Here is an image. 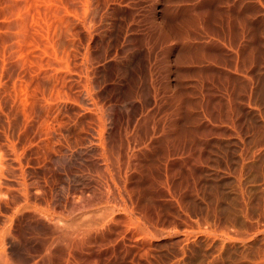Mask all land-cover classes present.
<instances>
[{"label": "bare ground", "instance_id": "bare-ground-1", "mask_svg": "<svg viewBox=\"0 0 264 264\" xmlns=\"http://www.w3.org/2000/svg\"><path fill=\"white\" fill-rule=\"evenodd\" d=\"M131 4L0 0V264H264V0Z\"/></svg>", "mask_w": 264, "mask_h": 264}, {"label": "rangeland", "instance_id": "rangeland-1", "mask_svg": "<svg viewBox=\"0 0 264 264\" xmlns=\"http://www.w3.org/2000/svg\"><path fill=\"white\" fill-rule=\"evenodd\" d=\"M136 0H130V2L132 3L129 7H130V9L129 10H131L132 11V13L133 14H135L136 16H135V18H139V15H143V14H149V15H151V13H153V10H154V8H153V6L154 7H158V9H160L159 7L161 6V4L164 2V0H142V1H144V2H142V1H140L139 0V3H138V0L135 2ZM146 1V2H145ZM151 1H154V2H151ZM133 2H134V4H133ZM153 3H155V4H153ZM135 4L137 5L136 7H135ZM140 4H142L141 6L143 7V9H141V7L140 6H138V5H140ZM145 4V5H144ZM151 4V5H150ZM157 4V5H156ZM133 5V8H131V6ZM152 6V7H151ZM139 7V8H138ZM135 8H136V10H135ZM138 9H140V11L138 10ZM151 9V10H150ZM153 9V10H152ZM133 10H135V11H133ZM141 13H139V12ZM136 12V13H135ZM142 12H143V14H142ZM145 12V13H144ZM137 13H139V14H137ZM179 18H181V15L179 16ZM94 45V44H93ZM96 46V45H95ZM189 182H193V183H197L198 182V178H197V176L194 174V170H192L191 171V176L189 175V180H188ZM186 182V181H185ZM148 193L145 191V193H143V195L146 197L147 196V198H148V195H147ZM143 195H142V197H143ZM147 198H143V199H147ZM148 200V199H147ZM146 200V204L148 203V201ZM144 201V200H143ZM143 203H145V202H143ZM158 242H160L159 243V245L161 246V245H163L164 244V242H165V240L164 239H161V240H158ZM166 243V246H162V248H164V249H162L161 250V248H158V250H160V252H158L159 254H157V252L156 253H153V252H151V254L153 255L152 257H145V258H141V259H139L138 260V262H137V264H155V257H156V255H162V256H159V258L157 257V259H160V257H161V260H160V263L161 264H163L162 263V260L164 261L165 259H164V256L166 255L165 253L167 252V251H170V249H172V248H169L168 249V246L169 245H167V242H165ZM200 246L198 247V245H196L197 247H195L194 249H193V251H192V253H188V254H186L185 255V257H184V259L187 261H185V263H182V264H199V262H200V260H199V258H202V254H203V252L204 251H206L205 249L203 250V249H201V250H198V249H200V247L202 248L203 247V244H199ZM166 247V248H165ZM196 249V250H195ZM165 251V253H163ZM199 253V254H198ZM155 254V255H154ZM191 254V255H190ZM187 256H188V258H187ZM193 256V257H192ZM195 257V258H194ZM188 259V260H187ZM192 259V260H191ZM189 262V263H188ZM157 263V262H156ZM158 264H159V262H158ZM165 264V263H164ZM167 264V263H166ZM168 264H170V262L168 263Z\"/></svg>", "mask_w": 264, "mask_h": 264}]
</instances>
